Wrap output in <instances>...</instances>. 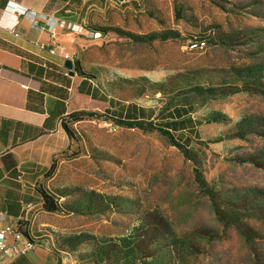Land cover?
<instances>
[{
    "label": "rangeland",
    "instance_id": "374dc122",
    "mask_svg": "<svg viewBox=\"0 0 264 264\" xmlns=\"http://www.w3.org/2000/svg\"><path fill=\"white\" fill-rule=\"evenodd\" d=\"M140 1L117 24L68 29L81 107L41 184L58 209L18 227L29 256L264 264V0ZM82 77L98 99L77 95ZM130 104L145 118L130 124ZM175 109L184 129L167 124Z\"/></svg>",
    "mask_w": 264,
    "mask_h": 264
},
{
    "label": "crops",
    "instance_id": "0c3cea01",
    "mask_svg": "<svg viewBox=\"0 0 264 264\" xmlns=\"http://www.w3.org/2000/svg\"><path fill=\"white\" fill-rule=\"evenodd\" d=\"M134 1L0 0V229L30 226L44 210L38 190L54 160L71 144L63 121L81 106L73 92L78 74L72 76L64 67L73 33L69 27L117 24L141 11V1L140 6ZM75 87L77 95L99 97L87 77ZM7 240L0 248V264H13L21 254L16 248L24 244L11 235ZM24 255L33 264L49 261L44 252L34 258Z\"/></svg>",
    "mask_w": 264,
    "mask_h": 264
},
{
    "label": "trees",
    "instance_id": "16d2710c",
    "mask_svg": "<svg viewBox=\"0 0 264 264\" xmlns=\"http://www.w3.org/2000/svg\"><path fill=\"white\" fill-rule=\"evenodd\" d=\"M135 2V1H134ZM81 74H83L84 72L80 71ZM66 78V83H67V86H69L70 84V80L69 78L65 77ZM64 98H67V95L64 94L63 96ZM136 109L140 111V113L137 114L136 112ZM176 110V114H178V118H180L179 120H172L171 122H167V124L171 125V126H177V125H180L182 127L180 128H185L184 127V123L185 121H189L190 119L188 117H185L184 118V115L188 113V111H185L183 113H180L178 109H175ZM153 110H150V115L153 113L152 112ZM125 116L128 118V122L130 124H134V122L137 121V119H144L145 116H146V110L143 108V107H137V105L135 104H130L128 105L127 109L125 110L124 112ZM119 114L121 115V113L119 112ZM69 115V114H68ZM71 117V120H78L80 119L79 116L77 117H74V116H70ZM183 117V118H182ZM67 119V118H66ZM66 119L65 121H63V127L65 128V130L67 131V133L69 134V136H73V132H72V129L70 128V126L66 123ZM158 129L163 133L165 134L166 136L170 137L171 139H174V140H177L179 142H181V144L183 145H186L184 141L178 139L175 137L174 134H172L168 128H165V127H162V126H158ZM55 161V160H54ZM53 167H54V162L52 164V166L50 167V169L48 170V172L46 173V176H51L52 173H53ZM40 196H41V199H42V206H43V209L44 210H47V211H56L58 209V202L55 200V198L53 196H51L47 190L43 189L42 187L39 188L38 190ZM22 231V230H20ZM22 233L28 237L29 234H28V230H25L24 232L22 231ZM13 264H33L31 263L28 258L24 255V254H20L19 257L13 262ZM34 264H41L40 262H36Z\"/></svg>",
    "mask_w": 264,
    "mask_h": 264
},
{
    "label": "built area",
    "instance_id": "2783aa9c",
    "mask_svg": "<svg viewBox=\"0 0 264 264\" xmlns=\"http://www.w3.org/2000/svg\"><path fill=\"white\" fill-rule=\"evenodd\" d=\"M135 2H137L140 6V2L138 0H135ZM73 28H78V27H74ZM16 35H18V33H15ZM52 52H55V48L51 49ZM65 59H70V56L68 53H66L64 55ZM15 240V241H19V240H24V244L21 248H16V250L21 253H27L30 252L34 249L35 244L29 240L21 231L17 230L16 228H14L13 226H7L5 228H1L0 229V248H5L9 243V241L7 240L8 236H10Z\"/></svg>",
    "mask_w": 264,
    "mask_h": 264
},
{
    "label": "water",
    "instance_id": "95a60500",
    "mask_svg": "<svg viewBox=\"0 0 264 264\" xmlns=\"http://www.w3.org/2000/svg\"><path fill=\"white\" fill-rule=\"evenodd\" d=\"M64 67L69 71L70 75L75 74L74 62L72 59H66L64 62Z\"/></svg>",
    "mask_w": 264,
    "mask_h": 264
}]
</instances>
